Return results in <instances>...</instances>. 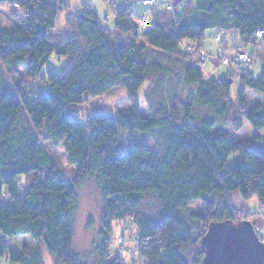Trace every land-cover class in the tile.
Listing matches in <instances>:
<instances>
[{"label": "trees", "instance_id": "16d2710c", "mask_svg": "<svg viewBox=\"0 0 264 264\" xmlns=\"http://www.w3.org/2000/svg\"><path fill=\"white\" fill-rule=\"evenodd\" d=\"M104 1L113 29L92 7L72 8L70 0H0L16 12L13 27L0 24V264L4 257L10 264H86L74 249V223L78 190L91 181L103 200L95 264L137 263L127 259L125 246L113 248L124 239H112L115 223L133 220L135 256L143 264H200V241L212 222L257 214L237 210L235 191L246 200L257 197L264 210V137L234 140L218 126L239 131L247 122L264 130V102L252 105L248 91L264 93V70L256 79L251 68L255 38L264 43V0ZM63 23L69 34L57 41L52 33ZM209 34L223 42L218 59L231 61L222 63L225 76L201 60L203 53L213 56ZM240 46L246 49L237 51ZM240 54L250 62L235 61ZM53 55L69 57L59 73L44 71ZM20 66L28 80H7V70L15 74ZM234 77L242 85L232 98ZM34 79L49 87L36 88ZM145 83L149 116L138 98ZM181 84L195 86L190 101H182ZM116 88L130 102L117 115L92 114L84 123L71 112ZM122 130L148 132L153 147L120 152ZM48 140L76 166L72 179L56 165ZM196 200L200 210L192 207Z\"/></svg>", "mask_w": 264, "mask_h": 264}, {"label": "rangeland", "instance_id": "374dc122", "mask_svg": "<svg viewBox=\"0 0 264 264\" xmlns=\"http://www.w3.org/2000/svg\"><path fill=\"white\" fill-rule=\"evenodd\" d=\"M124 0H119L120 2H123ZM70 4L72 5V8L74 7H82L83 4L87 5L88 7H92L93 11H95L101 19V22L103 25L108 26L110 29L115 28L114 26V15L107 7L104 0H70ZM134 8L136 11L143 10L144 7L142 4H134ZM68 12V11H67ZM15 10L12 6L7 4H1L0 5V24H2L5 27H13L16 22L13 19V16L15 15ZM19 13V12H18ZM66 11L61 14L62 19L66 17ZM153 25V21H151L149 24H147V28H151ZM69 34V30L67 29V25L59 24L58 28L53 31L52 35L53 38L57 41H63L65 40V37ZM215 35H208V39L206 41V49L208 52H211L213 54L210 55L207 53L208 60L206 61V69L210 72H215L216 75H227L228 70L226 67L223 68L222 65V59H218V55L216 52L220 51V43L219 41L215 40L213 37ZM229 37L226 35L224 36V40H228ZM255 45H256V55L255 56V63L251 66L253 77L259 78L264 70V43L261 42L259 38H255ZM223 43V42H222ZM221 43V45H222ZM230 45L227 47V51L230 52L232 49V44L229 41ZM235 45L239 44L238 41L233 42ZM191 49L190 47H188ZM245 47L240 46L237 47V51L239 49L244 50ZM246 49V48H245ZM216 53V54H215ZM231 53V52H230ZM210 59V60H209ZM219 62L217 63V61ZM69 61L68 56H62L58 57L56 55H53L50 60L47 62L44 71L46 72L49 69H54L56 72H61L63 68L67 65ZM216 62L218 64V67H215L213 63ZM225 64V63H223ZM226 65V64H225ZM220 68V70H219ZM234 68V67H233ZM19 71H17L15 74L7 70V80L13 79L17 77L20 79L22 76L24 79L26 78L25 70L26 68L24 66H20L17 68ZM236 71H240L241 68H235ZM232 78V77H231ZM28 80V79H27ZM30 84L35 86L38 89L42 88H48L49 85L46 81L41 79H34L30 80ZM147 85L148 83H145V85L140 89L138 92V98L142 102L141 112L145 116H149L151 113L150 107L148 103L146 102V92H147ZM242 83L239 78L233 79V85L231 88V96L232 98H235L238 94V91L241 87ZM195 89V86H189L186 87L183 84L180 85L178 88V93L181 95L182 101H190L191 100V94L193 93ZM250 91L249 97L250 100H252V105H257L260 102H264V93H258L252 90ZM130 102L128 98V93L125 89H113L108 94L97 97V98H89L86 100L83 104L75 107L72 109V113L80 118L84 123L87 120V118L92 114L97 113H105L109 115H117V113L121 110H125L129 107ZM200 114L204 115V117H210L208 116V111L204 109H200ZM219 127H222L225 133H227L230 137H232L234 140H244V141H251L255 135L264 137V130L256 131L253 127L250 126L249 123L244 122V126L241 130L237 131L235 130L230 124L225 123H219ZM262 141V140H261ZM49 152L53 156L56 165L64 172V174L69 178L72 179L73 175L76 173V166L70 165L66 153L61 146H56L54 144H51L48 141L45 142ZM263 147L264 143L261 142ZM135 144H147L150 147H153L154 141H152L151 136L148 134V132L144 131H136L133 135L129 133L127 130H122L120 132V143L118 145V148L120 152L122 153H128L132 147V145ZM239 159V155L238 158ZM234 159L230 158L228 161V164L226 168L234 163ZM0 171L3 173V169L0 168ZM1 176V173H0ZM79 195V206L75 217V223H74V249L75 251L80 255L82 258V261L86 264H95V251L96 247L100 242V231H101V218H102V209H103V200L101 197V194L99 192L98 186L95 182L91 181L84 187L80 188L78 190ZM4 201L11 202V199L7 196L4 197ZM233 203L237 210H242L244 208H247L251 213L256 215L251 216L249 219L255 226L256 230L259 231L257 228V224H255V221L257 222V218L259 221L264 220V210L259 207L258 199L257 197L253 196L251 199L246 200L242 197L240 191H235L233 194ZM193 209L200 210L201 209V202L200 200L194 201L192 205ZM131 219L127 221L126 224L119 225V223H115L113 227V238L116 239L118 237L123 236V242L117 241L114 242L113 248L115 250H118L122 246H125L127 248L128 257L127 259H131V257H134L136 259V264H143L142 260L140 258H136V243L139 236V229L136 227V225L131 224ZM135 224V223H134ZM130 226V228H129ZM261 238V236H260ZM262 239V238H261ZM46 257H49V254L46 252ZM48 262V261H47ZM2 264H10L7 257H4L2 259ZM48 264H51L49 261Z\"/></svg>", "mask_w": 264, "mask_h": 264}, {"label": "water", "instance_id": "95a60500", "mask_svg": "<svg viewBox=\"0 0 264 264\" xmlns=\"http://www.w3.org/2000/svg\"><path fill=\"white\" fill-rule=\"evenodd\" d=\"M200 245V264H264V241L250 220L212 222Z\"/></svg>", "mask_w": 264, "mask_h": 264}, {"label": "built area", "instance_id": "2783aa9c", "mask_svg": "<svg viewBox=\"0 0 264 264\" xmlns=\"http://www.w3.org/2000/svg\"><path fill=\"white\" fill-rule=\"evenodd\" d=\"M143 1H145L146 3H152V2H154L155 0H143ZM191 47H193L192 45L190 46V48ZM250 57H249V55L248 54H240V55H238L236 58H235V61H247V63H249L250 62ZM201 60H203V61H207L208 60V56H207V54L206 53H203L202 55H201ZM222 62L223 63H225V64H227V65H229L230 64V59L229 58H224V59H222ZM119 242H123V240L122 239H119Z\"/></svg>", "mask_w": 264, "mask_h": 264}, {"label": "crops", "instance_id": "0c3cea01", "mask_svg": "<svg viewBox=\"0 0 264 264\" xmlns=\"http://www.w3.org/2000/svg\"><path fill=\"white\" fill-rule=\"evenodd\" d=\"M261 42H262V41H261ZM216 53H217V52H216ZM216 53H215V54H216ZM213 64L216 65V62H214ZM236 158H238V155H235V156L233 157L234 161L238 160V159H236ZM256 220H257V222L255 221V224H257V226H258L257 228L259 229V234H260L262 240L264 241V220L259 221L258 218H257Z\"/></svg>", "mask_w": 264, "mask_h": 264}, {"label": "bare ground", "instance_id": "6f19581e", "mask_svg": "<svg viewBox=\"0 0 264 264\" xmlns=\"http://www.w3.org/2000/svg\"><path fill=\"white\" fill-rule=\"evenodd\" d=\"M258 232V234H259V231H257ZM260 235V234H259Z\"/></svg>", "mask_w": 264, "mask_h": 264}]
</instances>
